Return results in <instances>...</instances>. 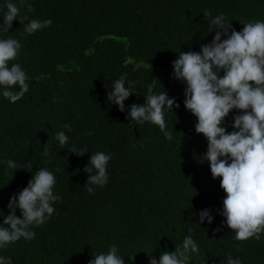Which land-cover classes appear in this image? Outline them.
I'll list each match as a JSON object with an SVG mask.
<instances>
[{"label": "trees", "instance_id": "obj_1", "mask_svg": "<svg viewBox=\"0 0 264 264\" xmlns=\"http://www.w3.org/2000/svg\"><path fill=\"white\" fill-rule=\"evenodd\" d=\"M7 2L20 8V16L52 24L27 34L18 17L5 32ZM204 10L211 16L204 17ZM219 14L241 31L243 23L264 21V0H0V39L20 41L10 64L21 65L29 85L16 103L0 92V224L10 198L39 168L54 174V194L62 197L48 220L30 226L32 240L0 247V256L12 264H88L92 254L116 245L125 264H150L191 235L199 251L190 254L189 264H227L229 253L242 264H264V231L259 240L238 241L222 224L226 193L202 160L207 139L184 107L186 84L173 77L180 51L199 52L211 42L209 20ZM123 74L134 92L122 112L107 96ZM149 84L180 105L165 111L171 140L159 126L133 125L128 117L132 103H144ZM240 112L233 109L225 118L228 132ZM61 131L69 137L63 149L55 139ZM72 147L87 152L77 156ZM98 151L111 154L108 181L89 194L84 168ZM9 159L22 168H8ZM203 210L211 223L200 221Z\"/></svg>", "mask_w": 264, "mask_h": 264}, {"label": "clouds", "instance_id": "obj_2", "mask_svg": "<svg viewBox=\"0 0 264 264\" xmlns=\"http://www.w3.org/2000/svg\"><path fill=\"white\" fill-rule=\"evenodd\" d=\"M27 8L29 12L33 11L31 5ZM6 9L3 17L5 32L12 28L18 17L27 34L52 24L51 19L20 16V8L11 2L6 3ZM203 14L204 17L211 16L208 10ZM243 24V29L237 31L223 14L211 18L209 32L215 30L211 42L201 45L199 52L180 51L172 62L173 77L186 84L184 107L197 117L195 131L207 139V151L202 160L209 162L213 179L221 178L220 187L226 193L221 212L225 217L222 224L235 231L238 241L253 237L259 240L260 233L264 231V21ZM222 36L226 38L222 39ZM21 48L20 41L15 38L0 39V92L11 103L19 101L29 90L26 71L19 63L10 64L17 59ZM126 75L112 82L107 96V100L122 112L125 111V100L134 92ZM14 87L19 90H14ZM179 106L175 97L170 98L166 91L156 94L153 85L149 84L144 103H132L128 117L133 125L150 122L159 126L165 137L171 140L172 135L166 130L165 111L173 112ZM233 109L241 112L233 118L234 130L228 132L224 120ZM64 127L71 131L70 124ZM55 139L63 149L69 137L61 131L55 134ZM69 152L83 156L87 150L72 147ZM48 154L45 147L44 155ZM110 159L111 154L102 151L89 156L84 168L88 173L84 185L89 194L93 193L94 187L107 183ZM6 163L14 170L22 168L11 159ZM31 168L29 162L26 169L31 171ZM55 183L54 174L42 167L33 173L26 187L10 198L7 206L10 212L0 224V247L7 248L21 238L32 240L35 237L30 226L42 225L54 213L53 203L62 200L54 194ZM17 209L21 216L16 215ZM205 218L209 223L213 221L208 210L200 213V221ZM198 251L197 243L188 235L182 244L175 246L174 251H164L158 261L152 258L150 264H189L190 254ZM92 255L94 258L88 264H125L116 245L107 252ZM0 264H12L11 257L0 256ZM227 264L242 262L229 253Z\"/></svg>", "mask_w": 264, "mask_h": 264}]
</instances>
